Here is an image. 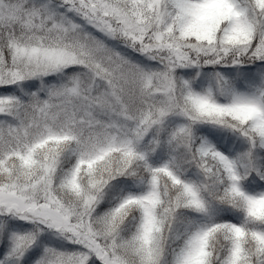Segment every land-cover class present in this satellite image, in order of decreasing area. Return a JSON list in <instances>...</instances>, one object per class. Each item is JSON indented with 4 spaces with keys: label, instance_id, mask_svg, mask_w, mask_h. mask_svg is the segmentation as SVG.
Instances as JSON below:
<instances>
[{
    "label": "snow or ice",
    "instance_id": "1",
    "mask_svg": "<svg viewBox=\"0 0 264 264\" xmlns=\"http://www.w3.org/2000/svg\"><path fill=\"white\" fill-rule=\"evenodd\" d=\"M0 264H264V0H0Z\"/></svg>",
    "mask_w": 264,
    "mask_h": 264
}]
</instances>
